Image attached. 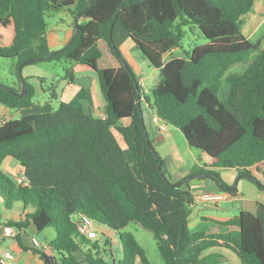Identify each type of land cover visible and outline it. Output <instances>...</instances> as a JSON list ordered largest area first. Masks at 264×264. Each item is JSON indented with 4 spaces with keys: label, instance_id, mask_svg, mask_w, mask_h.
I'll list each match as a JSON object with an SVG mask.
<instances>
[{
    "label": "trees",
    "instance_id": "1",
    "mask_svg": "<svg viewBox=\"0 0 264 264\" xmlns=\"http://www.w3.org/2000/svg\"><path fill=\"white\" fill-rule=\"evenodd\" d=\"M255 3L0 0V57L16 58L18 68L41 61L85 64L96 72L106 101L104 118L85 109L83 89L54 108L50 103L56 101L55 86L41 77L51 101L46 110L0 119V192L32 209L23 220L6 223L18 229L21 248L32 250L44 264H111L110 239L103 234L102 241L92 239L78 231L79 218L87 215L117 234L122 251L118 264H152L127 230L132 222L153 232L165 264H217L223 259L220 253L203 256L214 246L234 250L242 264H264V204L255 213L243 210L236 220L192 229L191 179L171 181L147 127L146 135L141 105L145 96L153 113L177 128L190 148L210 158L199 170L203 178L223 191L231 186L222 169L234 168L240 178H248L250 168L264 162V48L243 31V17ZM64 11L73 18L80 14L82 20L74 39L53 51L48 17ZM118 22L159 71L152 99L115 41ZM186 25L197 26L208 41L184 57L166 59L180 46ZM101 40L120 60L118 67L100 65ZM245 63L243 72L231 71ZM65 77L73 79L70 67ZM22 82L26 91L20 94ZM34 97L35 89L25 77L19 88L0 82V104L9 108H30ZM126 119L128 125L122 123ZM7 158L17 163L25 184L4 172ZM250 180L264 189L256 178ZM31 226L37 231L53 227L55 235L41 246L27 247L21 232Z\"/></svg>",
    "mask_w": 264,
    "mask_h": 264
},
{
    "label": "crops",
    "instance_id": "2",
    "mask_svg": "<svg viewBox=\"0 0 264 264\" xmlns=\"http://www.w3.org/2000/svg\"><path fill=\"white\" fill-rule=\"evenodd\" d=\"M263 7H264V0H256L254 10L248 13L247 16H249L252 21L257 23L260 12H262L261 9ZM62 13L63 14L59 15L58 20L53 19V21H49L47 37L49 40L50 48L53 51H57V50L64 48L72 40V38L75 35L76 18H73V16L68 11H64ZM81 20L82 18L81 16H79L78 23ZM117 26L118 25L116 24L114 28V34H115ZM118 29L121 32V29L120 28ZM114 38L125 60L128 61V63L131 65V67L136 72V74L139 75L138 79L145 92V88H148V84H147L149 81L148 79L150 78L151 75H154L155 70H158V69L153 67L151 73L149 74L150 76L142 75V70L143 68H146L147 65L142 63V65L144 64L142 67V65L138 61H135L134 57L132 56L131 49L133 48L132 46H136L135 43L132 41L133 43L128 45L129 50H127L128 52L126 54L124 52V46L122 45L121 42H119L120 40H118L116 36H114ZM127 38H129V40H132L130 36ZM99 45L103 52L100 65L102 67H118L120 65V60L116 56H114L112 51L109 49L108 44L104 40H101ZM68 67H70L73 72L72 80H69L67 77H65L66 68ZM68 67L65 68L64 75L59 76L60 77L59 79H62V81L60 82L59 88L58 86L57 87L55 86V88H57V90L55 89V94H56L55 102L50 101L49 94L44 92L41 81L39 80V87L33 86L35 89V97H34V105L32 107L16 109L17 112L13 113L12 108H9L3 104H0V115L1 116L5 115L7 119H14V118H19L18 115L24 116L30 113L43 112L46 110L45 104L47 102H51L50 103L51 106L55 108L59 101H70L76 96V94L81 89H83L86 93V99L83 100L85 109L91 112L96 117L104 118L106 101L102 93L96 72L89 66L78 63V62L70 63ZM30 77L31 76L28 75L26 78L29 80ZM43 78L46 79L47 83L50 82L51 84H53V82L51 81L52 80L55 81L56 79L55 75H51L49 78L46 76H43ZM57 80L58 79H56V81ZM153 87H150L149 89H152ZM56 91H59V95H57L58 92L56 93ZM145 95L147 94L145 93ZM147 104L149 106L148 101L146 100L145 96H143L141 98L142 107L143 105L146 106ZM151 111L153 112V110ZM143 114H144V109H143ZM144 120H145V117H144ZM152 122H153V119H152ZM122 123L125 125H128L130 123V120L128 119L123 120ZM152 124L155 128H157L158 133H160L161 135H165L163 139H165L169 143L170 151H171L170 157L174 159L177 163V167L175 171H173L175 172L174 181L178 182L184 178L191 177L190 188L192 192L194 193V201L189 205L188 211H189V223L192 229L200 230V229H203V227L205 226L207 229V226L211 224L213 225L217 223H224V222L236 220L243 210L255 213L257 211L258 205L264 204V201L259 198L263 196L260 193H257L256 191H254L252 188L249 190V187L247 184L243 185V190L242 189L240 190L238 187L234 191H231V190L223 191L218 187V185L212 179L203 178L202 175H199L200 174L199 170L201 169L203 165H206V164L209 165L211 163L210 158L206 157V155L204 154L197 156L192 151H190L191 154H193V158L191 160H187L185 157V155L187 154L186 149L187 150H191V149L186 141H185V144L187 145L186 147L184 146L185 148L181 150V153L178 149L180 148V146L174 145V138L177 139L178 137L175 127H173V129L168 127L166 131L161 132L159 131L157 125L154 122ZM152 133L154 134V132ZM180 135H181V132H180ZM175 147L177 148L175 149ZM163 160L166 164V169L168 171L170 168V164L166 162V158H163ZM7 162L9 166L14 168L17 172L19 171L18 165L13 159L7 158L3 165H7ZM250 171L252 175L264 185V162L260 165L253 166L252 168H250ZM18 175L19 174H16V179L19 177ZM195 177H198L200 181L194 180ZM240 182L242 181L240 180L239 184ZM257 187L261 190H264L263 188H260L259 186ZM185 188H187V186H185ZM218 191L225 193V198H223L222 200L218 202H206V201L201 200L200 198V195L204 192H218ZM253 193L258 194V196L257 195L253 196ZM249 194H252V195H249ZM0 217H1L0 218V236L3 237V240H5L6 238H9V237L4 235L3 227L7 223V221H9L10 219L4 218V216H1V214H0ZM24 218H25V214L24 216L21 217L20 220H23ZM32 230H36V229L33 226H31L25 230L26 232L24 231L21 232L22 242L27 247H30L31 243H30L29 238L27 239L25 237V234L28 232L32 233L33 232ZM100 231L102 232L98 233L97 239L101 238V241L103 240V237H99L101 234H103L105 238L115 239L116 234L115 236H112V234L106 233L105 232L106 230H100ZM33 237L34 236L31 237V240ZM2 245L3 244L0 241V254L5 251H11V249H7V248L3 249ZM15 246H16V249L18 250L15 253L12 252L13 258L8 260V264H44V262L39 258V256L34 254L32 250L30 249L24 250L23 248H21L18 241H17V245ZM111 251L113 253V258H114V262H112V264H118L115 259V254L113 252L112 246H111ZM210 253H220L228 261H232L235 264H242L238 255L235 253L234 250L230 248L223 247V246L210 247L204 251L203 256L210 254Z\"/></svg>",
    "mask_w": 264,
    "mask_h": 264
},
{
    "label": "rangeland",
    "instance_id": "3",
    "mask_svg": "<svg viewBox=\"0 0 264 264\" xmlns=\"http://www.w3.org/2000/svg\"><path fill=\"white\" fill-rule=\"evenodd\" d=\"M264 8V7H263ZM261 9L262 12H260V15L258 17L257 23L252 21L249 16L244 15V24H243V31L245 35L251 39V41H257L260 40L262 43V48H264V9ZM63 14L62 12H53L51 16L48 17V21H53V19L58 20L59 15ZM117 28L115 31L114 36L119 42L122 43L124 46V52L127 54V50H129V46L132 42V40H129V34L127 30L124 28V26L118 22ZM121 29V32L119 29ZM185 29V35L184 38L180 44L179 47L174 48L171 52H169L166 56V59L172 58V57H184L186 55V51L191 50L195 46H199L202 44H205L208 40L206 37L201 33L199 28L197 26H191V25H186L184 26ZM122 35V36H121ZM127 35V37H126ZM133 48L131 49V54L134 57L135 61H138L141 65L144 63L146 68H143L142 70V75H148L151 73L153 66L149 63L145 55L139 50L136 46H132ZM252 58L249 60L251 61ZM143 64V65H144ZM70 63L67 62H56V61H41L38 63L34 64H28L24 66V68H18L17 65V59L16 58H3L0 57V82L9 86V87H14V88H19L21 86V77H27L28 75L31 76L29 78V82L31 85L38 86L39 87V78L46 76L50 77L51 75H55V78L58 79L56 81H51L53 82L54 86H60V82L62 79H59L60 75H64L65 73V68L68 67ZM142 65V67H143ZM248 66V63L245 64H236L232 67L231 71L232 72H243L246 67ZM20 70H21V76H20ZM139 76V75H138ZM159 78V71L155 70V74L151 75L150 78L148 79V88H145V93L152 99L151 95V89L150 87H153ZM64 79V78H63ZM41 81V80H40ZM49 87H51V83L49 82L47 84ZM43 86V85H42ZM45 86V85H44ZM57 90V88H55ZM58 92V93H57ZM57 95H59V91H56ZM147 103V102H146ZM144 109V117H145V124L148 129L149 136L151 140L153 141L154 148L160 153V155L163 158H166V162L170 164V169L168 170V175L171 181L175 182L174 180V173L177 163L174 159L170 157V146L169 143L163 139L165 135H161L158 133L157 128L153 126L152 118H153V112L150 110L148 104L145 106L143 105ZM13 113H16V109H12ZM19 117L21 115H18ZM0 119H7L5 115H0ZM129 120V119H128ZM168 127L172 128L174 126L168 125ZM177 139L174 138V145L180 146L179 151L181 153V150L186 147L187 144H185V139L183 135H180L179 130H177ZM154 132V134L152 133ZM172 143V142H171ZM185 146V147H184ZM177 147H175L176 149ZM191 150H187V154L185 155L187 160H191L193 158V154H191L190 151H192L195 155H206L203 153L201 150L190 148ZM169 152V153H168ZM207 157V155H206ZM189 162V161H188ZM4 172L15 182L17 183L16 179V174H19L14 168L8 165H3ZM221 174L223 179L228 183L229 186L238 188L243 190V185L247 184L249 187V190L252 188L254 191L257 193H260L263 197H259L261 200L264 201V190L259 189L257 184L248 179V178H239V173L238 170L234 168H226L221 170ZM240 182L239 184V181ZM262 184V183H261ZM252 195V194H249ZM258 196V194L253 193V196ZM252 196V197H253ZM32 211L31 208H24V204L20 201H12V200H7L6 197L0 192V214L1 216H4V218L13 220V221H18L21 219L24 214L27 212ZM24 213V214H23ZM23 214V215H21ZM3 219V217H2ZM96 228L98 230V233L102 232L100 230H106V233L112 234V236H115V232L109 230L108 228L96 224ZM208 228V226H207ZM203 229H206V226L203 227ZM127 230L133 232L138 240V242L145 248L147 256L149 260L152 262V264H165L159 249L157 245V239L154 236L153 232L141 227L139 224L132 222L128 227ZM33 232L26 233L25 237L30 240L31 245H33L31 237L34 236L40 243L45 244L49 239L53 238L55 235V230L53 227L46 228L43 231H36L32 230ZM29 237H28V236ZM106 236V235H105ZM99 237H102L100 235ZM101 239V238H100ZM0 241L2 242V247L3 249H11V252H16L18 249H16L17 241L15 238H6L3 240V237L0 236ZM110 243L113 249V252L115 254V259L118 262L119 259L121 258L122 252H121V241L118 238L117 234L115 236V239H110ZM14 244V246H13ZM112 264V262H111ZM217 264H235L232 261H228L223 257V259L217 263Z\"/></svg>",
    "mask_w": 264,
    "mask_h": 264
},
{
    "label": "built area",
    "instance_id": "4",
    "mask_svg": "<svg viewBox=\"0 0 264 264\" xmlns=\"http://www.w3.org/2000/svg\"><path fill=\"white\" fill-rule=\"evenodd\" d=\"M153 122L157 125L159 131H166L168 128V124L161 119V117L157 114H153ZM18 183H23V177L17 178ZM201 200L206 202H218L225 198L224 192H204L200 195ZM78 231L80 234L87 236L88 238L95 239L98 237V231L96 230L95 222L92 218L87 215H82L78 220ZM4 235L11 238H16L19 234L18 229L10 224H5L3 227ZM32 243L35 246H41V243L35 238H32ZM13 258V254L11 251H5L0 254V264H8V260Z\"/></svg>",
    "mask_w": 264,
    "mask_h": 264
},
{
    "label": "water",
    "instance_id": "5",
    "mask_svg": "<svg viewBox=\"0 0 264 264\" xmlns=\"http://www.w3.org/2000/svg\"><path fill=\"white\" fill-rule=\"evenodd\" d=\"M123 9V6L121 7V9L120 10H122ZM79 16H80V14L76 17V20H75V33L77 32V30H78V19H79ZM115 22V21H114ZM74 39V37L72 38V40ZM20 76H21V70H20ZM25 88H24V86H23V82H22V92L20 93V94H22V93H25ZM140 110H141V107H140ZM141 114H142V110H141ZM144 128H145V132H146V135L148 134L147 133V130H146V125L144 124ZM162 171V170H161ZM162 174L164 175V173L162 172ZM199 175H202V174H199ZM197 176V175H196ZM164 177H165V175H164ZM246 177H248V178H250V179H255L254 178V176L252 175V174H246ZM187 179H191V177H188V178H186V180ZM194 180H197V181H200V179H198V177H195V179ZM179 184V183H178ZM236 189V186L235 187H232L230 190L231 191H234Z\"/></svg>",
    "mask_w": 264,
    "mask_h": 264
}]
</instances>
